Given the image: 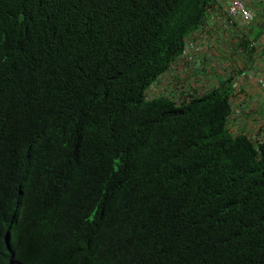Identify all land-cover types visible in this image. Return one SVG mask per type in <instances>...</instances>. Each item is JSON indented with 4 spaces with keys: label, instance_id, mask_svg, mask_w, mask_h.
Segmentation results:
<instances>
[{
    "label": "trees",
    "instance_id": "trees-1",
    "mask_svg": "<svg viewBox=\"0 0 264 264\" xmlns=\"http://www.w3.org/2000/svg\"><path fill=\"white\" fill-rule=\"evenodd\" d=\"M212 1L0 0V264H264L231 87L144 94Z\"/></svg>",
    "mask_w": 264,
    "mask_h": 264
},
{
    "label": "clouds",
    "instance_id": "clouds-1",
    "mask_svg": "<svg viewBox=\"0 0 264 264\" xmlns=\"http://www.w3.org/2000/svg\"><path fill=\"white\" fill-rule=\"evenodd\" d=\"M214 1L215 0H213L211 2V6H212V3ZM242 1L244 3L245 8L249 11V14H250L249 18H244V16L241 13H233L231 11L230 8H231L233 0H229V2L227 4V12L232 18L241 19L245 24H250L251 22H254L255 13L251 8L248 7L245 0H242ZM211 6L208 9H210ZM206 21H208V16H207L205 22ZM199 28H197L196 30H194L192 33L189 34V36L186 40L184 55L179 56L177 58V60L171 64V66L173 67V73L171 75H168L167 73H165L164 79H165V81L169 80V82H176V83H177V81H179V87H180L181 92L182 93L187 92L184 95V97H187V95H189V94H191L193 96H198V95L204 93L205 91H207L209 89L215 88L216 86L220 87L222 84L228 85V87H231V94H230L229 99H228L229 104H230V115L233 113V110H234L235 114H237V115L234 118L233 117L230 118V115H229L228 120H227V129L230 133L235 134V135L240 134V133H246L249 135L250 132H248V131H243V132H239V133H235V132L230 131L229 124L232 122L233 124H235L236 127L243 126L244 128H248L249 126H251V128L259 127V125L261 126V124L264 122V110H261L260 107L264 106V103L259 104V105H257V101H254L252 103L251 102L252 98L248 94H246L245 88L238 84L237 77L240 74H242L245 70L249 69V67L251 66L250 62L246 63V61H245L246 58L240 56V59L244 60V62H243V64L235 63V65H236L235 67H236L237 71L233 72L232 74H230L228 72L227 75H224L223 71H219L218 67L215 66V60H217L219 56L224 54V52L219 51V49L221 48L219 45H228L229 42H228L227 38H225L224 36H222L220 34L218 37L220 43H216L213 40H210V44L213 45V51L215 53L219 54V55L213 56L212 59L210 60L211 62H213V64L209 63V61H206L207 65L204 68H202V66H197L193 69L192 72H189V73L182 72V70H181L182 68H189L193 64V61L187 62V64H185L183 58L186 54V50L188 49L189 42H190L189 39H190L191 35L195 31H197ZM260 29L262 30V34L259 37H255V34H254L253 38H250L247 34L245 35L242 32L235 33L234 36H231V34H229L231 36L230 39L233 40L236 44V45H231V48H234L236 46H237V48H239V46H245L248 50H252V49L256 48L257 46H260V44L264 43V39L262 38V36L264 34V29H262V27H259V28H257L256 31H258ZM233 62H235V61H233ZM233 62L228 66L229 69L233 66ZM210 69H211V72L210 73L207 72ZM161 79H163V78H161ZM158 82H160V81H158ZM158 82H156V83H158ZM153 83H151L149 85V87L144 92L147 99L157 97L160 95H165L167 92H171V90H172L171 85H169L167 83L168 86L166 87L165 93H160L158 95L150 96L149 91L151 90V85ZM165 96L171 97V95H165ZM182 100H184V98H182ZM255 121H257V123H258L257 126L254 124ZM262 130H263V128H262ZM250 137L254 140V142H258L255 139L256 138L255 136H250ZM263 137H260L259 139H261ZM4 239H5V245H6L7 251L11 254V256H13L14 252L12 251V248H11L10 235H9L8 231H6Z\"/></svg>",
    "mask_w": 264,
    "mask_h": 264
},
{
    "label": "crops",
    "instance_id": "crops-1",
    "mask_svg": "<svg viewBox=\"0 0 264 264\" xmlns=\"http://www.w3.org/2000/svg\"><path fill=\"white\" fill-rule=\"evenodd\" d=\"M228 2L229 0H215L211 8L208 9V21L191 35L188 49L183 58L185 64L191 61H193V64L189 68H182V72H192L197 66H202V68H204L207 65L206 61L213 64L210 60L213 56L219 54L213 51V45L210 44V40L218 43L220 34L227 38L230 44L227 46L231 47V45H236L235 42L230 39L235 33L242 32L245 35L247 34L250 38H253L257 28H264V0H245L248 7L255 13L254 22L250 24H245L241 19L232 18L227 12ZM229 34H231V36ZM262 38L264 39V34ZM263 45L264 43L252 50H248L245 46H239V54L235 55L237 58L235 63L243 64L244 60H241L240 56L246 58V63H251L249 69L240 74L237 79L238 84L243 86L246 94L252 98L251 102L257 101V105L264 103ZM232 62L233 60L230 59L225 51L223 55L215 60V66L218 67L219 71H223L224 75H227L229 72L228 66ZM207 72L210 73L211 69Z\"/></svg>",
    "mask_w": 264,
    "mask_h": 264
},
{
    "label": "rangeland",
    "instance_id": "rangeland-1",
    "mask_svg": "<svg viewBox=\"0 0 264 264\" xmlns=\"http://www.w3.org/2000/svg\"><path fill=\"white\" fill-rule=\"evenodd\" d=\"M218 43H220V41H218ZM219 45V44H218ZM221 48L219 49L220 52H227V54L229 55L230 59L233 61H236L237 58L235 57V55L238 54V48L237 46L234 48L228 47L227 45H219ZM222 60V59H221ZM235 62H233V66L229 69V73L232 74L233 72H236L237 69L235 67ZM163 78V79H161ZM160 81V82H158ZM158 82V83H156ZM169 80L164 79V74L161 75L152 85H151V90L149 91V95H158L160 93H165L166 91V87L169 85H171V92H167L165 95H171L173 96L175 99H177V102H182V98H184V95L187 93H183L181 94V90L179 87V81L176 82H169ZM156 83V84H155ZM168 83V84H167ZM155 84V85H154ZM261 110H264V106L260 107ZM237 114H235L234 110L233 113L230 115V118H234ZM254 124L257 126V121L254 122ZM264 124V122L261 124V126ZM261 126L259 125V127H253L251 128V126H249L248 128H244L243 126L241 127H236L235 124H233L232 122L229 124V129L232 132L235 133H239V132H243V131H248L250 132L249 136H255L256 140L258 141L260 137L264 136V131L262 130Z\"/></svg>",
    "mask_w": 264,
    "mask_h": 264
},
{
    "label": "built area",
    "instance_id": "built-area-1",
    "mask_svg": "<svg viewBox=\"0 0 264 264\" xmlns=\"http://www.w3.org/2000/svg\"><path fill=\"white\" fill-rule=\"evenodd\" d=\"M230 9L233 13H241L244 18L250 17L249 11L245 8L242 0H233Z\"/></svg>",
    "mask_w": 264,
    "mask_h": 264
}]
</instances>
